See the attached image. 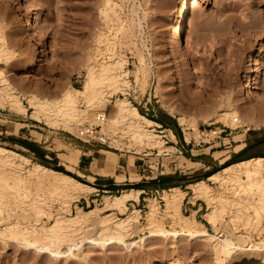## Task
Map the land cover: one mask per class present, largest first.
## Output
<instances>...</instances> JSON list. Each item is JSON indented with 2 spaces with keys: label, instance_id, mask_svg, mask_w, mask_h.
I'll list each match as a JSON object with an SVG mask.
<instances>
[{
  "label": "rangeland",
  "instance_id": "rangeland-1",
  "mask_svg": "<svg viewBox=\"0 0 264 264\" xmlns=\"http://www.w3.org/2000/svg\"><path fill=\"white\" fill-rule=\"evenodd\" d=\"M113 1L121 4L115 6V8L118 7L116 10L117 12L119 10V16L124 21L122 24L125 29L124 27L120 29L121 32L117 30V25H113L103 16L105 0H0V34H3L10 43L12 53L11 56L0 59V70L6 74L17 90L24 93H36L35 95L40 99L54 100L53 98H57L63 90L81 87L85 70L80 65L85 52L92 53L96 49H101L98 58H107V54L114 55L117 52L116 55L124 56L128 60L125 69H128L130 88L125 95L119 92L112 93L110 103L103 109L96 110L99 113L108 116L113 110L112 106L116 98L126 97L142 115L149 119H162L172 126L182 143H185L182 131L188 134L191 140L188 148L194 149L192 153H196L195 150L198 149H202L204 153L208 151V147H211L213 151L231 150L230 157H232L243 147L240 145L242 147L239 149L235 146L247 143L249 139H254L256 134L264 133L262 119L264 118L262 115L264 113V0H196L193 6V0ZM30 21H35V26L31 30L28 29ZM131 21L133 23L129 24ZM137 21L141 23L140 28L136 24ZM253 21L257 22L254 23L258 25H256L258 28L261 26L254 35L248 33L250 30L246 28L249 22ZM126 29L130 30L127 32ZM35 50L39 52L37 60L32 67L24 69ZM136 52L145 58V65L148 66L147 79L144 77L146 80L143 81L144 78H142L140 84L134 80V71L140 66ZM241 86L245 87L244 92L240 91ZM22 102L26 106V114H16L8 111L7 108L0 109V146L28 157L31 164L40 163L51 169L63 167L83 181L85 178L77 175L74 170H67L62 165L59 153L73 156L75 150L80 151L79 155L90 150L92 157L102 164H93L90 168L93 173L97 172L100 166L105 169L114 167L118 158H120V164L123 159H128L131 166L130 161L133 162L134 157L141 158L143 155H147L145 158L150 161V165L163 163L166 171H171L180 162L187 167V163L181 156L176 158L177 153H174V148L166 150L171 143L164 144L154 130L155 125L150 127V130L163 146V153L159 155L151 146H135L136 144L130 142L122 130V126L113 133L104 131L102 133L98 131L101 130L99 125L95 129L94 136L90 137L79 136L78 133L71 134L37 123L29 117L32 110L27 107L24 100ZM77 102L78 107L85 110L86 103L81 97H77ZM165 103L166 106H170L174 115L166 112L168 110H165ZM232 107L236 108L235 112ZM224 111H230L236 117L239 113L243 117H238L237 120L242 121H239L241 126L231 121L228 127L224 126L225 123L219 121L217 117ZM92 114H89L87 120H78L77 127L95 126L97 122L90 121ZM181 115L195 124V131L183 129L178 124L176 117ZM18 123L24 125L18 126ZM207 125L208 129L224 128L225 131L219 139L197 145V130L206 128ZM14 126L18 130L15 135ZM111 136L115 138L117 136L116 139L119 141L114 139L116 142L112 143ZM14 137L30 143L31 149H26L22 143L20 145L14 143ZM99 137H103L104 142H101ZM168 137L170 138L169 132ZM115 143H118L119 147ZM179 146L180 143H178ZM140 147H143L142 150ZM258 148V152L252 155L264 157V141ZM98 150L100 151L96 152ZM101 150L114 155H104ZM184 155L192 157L189 152ZM200 157L204 158L205 163H215L217 171L229 163L219 164L205 154ZM136 163L143 164L140 159L136 160ZM135 173V169H131L129 176L127 175L131 182L138 181L139 176ZM174 178L178 181L183 180L182 174L178 172L174 174ZM23 181L17 183L18 189L16 187L11 190V193L4 195L3 201L9 203V206L7 213L3 212L1 216L6 218L8 215L11 222L18 220L24 223L28 220L34 223L38 219L39 222L51 224V218L33 214L31 202L34 194L40 191H35L37 186L32 180H30L31 183L27 179ZM206 182L210 184L211 190L213 188L214 194L223 191L220 199L222 202L217 201L215 205L220 214L215 228L212 227L202 216L207 210L206 205L201 200H196V206H201L202 209L195 216V220L204 224L210 233L216 232L214 235L218 234L216 235L218 239L227 237L240 247L247 244L262 245L264 217L261 220V230L257 232L253 224L254 220H251L252 209L247 208L248 210L245 211L242 208L244 204L252 206L256 198L251 194L238 192L239 189L231 184L219 188L220 184L207 180ZM186 184V182L174 184L181 185V189L187 191L181 204V212L184 215L189 214V211H185L190 195V190L184 188ZM119 192L95 191L86 200L81 198L71 202L69 213L75 214V206L84 210L90 207L100 210L103 195H114ZM145 196L155 198L159 220L162 219L166 229H171L173 227L171 219L162 216L164 208L162 192ZM47 199H51L50 203L56 202L54 197H47ZM53 203L51 204L53 205L51 206L52 214L59 209L58 204ZM147 204L148 200H145L135 205L140 209V213L137 221L133 223L136 225L132 226L133 233L131 232L124 239L126 245L112 243L102 247V245L84 243L80 251H74L75 258L54 260L34 250H24L13 238H4L5 240L0 239V264H245L246 261L250 264H259L264 258V255L256 253L252 255L240 253L238 247V249H232L234 256L230 261L228 259L224 261V257L219 258L218 261L211 253L210 246L212 247L213 242L193 241L183 236L176 239L149 236L139 241L144 234L149 235L145 231H139L145 223ZM132 207L127 203L126 212L128 213ZM98 209L95 216L97 218L104 216V211ZM95 216L86 221L85 228L79 236L84 238L93 235L94 238L97 230ZM115 216L123 217L124 213L115 212ZM2 227L0 222V229ZM65 249V247L62 248L63 251Z\"/></svg>",
  "mask_w": 264,
  "mask_h": 264
},
{
  "label": "bare ground",
  "instance_id": "bare-ground-1",
  "mask_svg": "<svg viewBox=\"0 0 264 264\" xmlns=\"http://www.w3.org/2000/svg\"><path fill=\"white\" fill-rule=\"evenodd\" d=\"M195 3L196 0H193L192 6ZM118 4L119 3H116L113 0H105V8L102 13L107 20L113 23V25L118 26L117 30H120L124 27L122 24L124 21H122L121 17L119 16V10V13L116 10L118 7L115 8V6H118ZM119 9L121 10V8ZM128 19L132 20L131 17H128ZM31 21L28 24V29L30 30L35 26L36 20L34 22ZM128 21L126 23H128ZM254 22L255 21L249 22V25L246 26V28L250 30L248 33H252L253 35L261 27L260 26L258 28V25L255 24L257 22ZM131 23H133V21H131L129 24ZM136 24L139 26L138 28L141 27L140 21H137ZM132 26L134 25L132 24ZM128 30L126 29L127 32ZM9 45L10 43H8L3 34H0V59L2 57L4 58V56H11L10 54L12 53L10 52ZM99 50L101 49H96L92 53L85 52L83 57L81 56L82 62L80 61V66H83V69L85 70L81 87H70L67 90H63V92L57 98H53L54 100H46L43 98L40 99L37 95H35L36 93H24L21 90H17V88H15L7 78L6 74L0 70V109L3 110L7 108L8 111L14 112L16 114H26L27 109L22 102V100H24V102L27 104V107L32 110L31 113L29 112L30 115H28L33 121L37 123H43L50 128L60 129L71 134L78 133L79 136H83V129L86 127L78 128L76 124L77 121L86 119L89 117L90 113H93L90 118L91 122L96 123L98 117H103L100 121L101 130L99 129L98 131H101L102 133L103 131L113 133L119 126H122L123 129H121L124 130V133L127 135L130 142L132 141L134 145L136 144L135 146H151L156 150L155 153L159 155L162 152L163 146L160 144L161 141H157L155 139L156 137L153 136L152 130H150V127H153L156 125V123L142 115L137 110V108L132 105L128 99H126V97L116 98V101L112 106L113 110L108 116L96 111L100 108L103 109L107 104L110 103V96L112 93L119 92L122 95H125L130 88V80L127 76L128 69H125V65L128 60L124 56L116 55L117 52L114 55L107 54V56L105 54L107 58H98V55H100ZM139 54L137 53L139 57V61L138 59L137 61L140 66L134 71V80L136 83L140 84L141 79L148 76V66L145 65V58H143L141 55L139 56ZM38 56L39 52L35 50L30 56V62L24 69L32 67ZM146 79L144 78V80H142L145 81ZM141 85L143 84L141 83ZM240 91L244 92L245 87L241 86ZM77 97H81L86 103L85 110L78 107ZM161 104H163V102ZM164 106L166 107L165 110H168L166 112L172 115L173 111L170 106H166V103ZM230 108L228 109L231 111ZM236 108L239 107L236 106ZM235 109L233 110L234 112ZM230 111H224L219 115L217 114L219 121L225 123L223 124L224 126H227L228 123L231 124V122H233L235 119L237 121L238 117H241L239 113L238 117L232 115V112ZM262 115H264V113H262ZM262 119L264 120V118ZM176 120L178 124L183 127V129H191L195 131V124L190 122L189 119L188 121L185 116H177ZM239 121H237V123H239L241 126L240 122L242 121ZM237 123L233 124L236 125ZM17 125L23 126L24 124L18 123ZM190 126L192 128H190ZM13 129L14 135L17 134V128L14 126ZM246 129H249V127H246ZM88 130H90V128ZM169 134L170 139L175 141L176 139L173 133L169 131ZM111 137L113 139V141L110 140L112 143L118 140L116 139L118 138L117 136L116 138L114 136ZM184 137L186 141L190 140L188 134L184 133ZM99 139L104 141L103 137H99ZM114 139L116 140L114 141ZM116 144L118 145V143H115V145ZM237 147L240 149L242 146L240 147L239 145L236 146V148ZM141 148L143 147H140V149ZM167 148L173 149L174 147L170 145L166 147V150H168ZM163 149H165V147ZM75 151V155L73 156H67L62 153L58 154L62 160V165L69 171L75 170L74 167L79 157L80 151ZM101 152L104 155H114L104 150H101ZM214 157L223 163L228 159L229 156L226 152H217L214 154ZM182 159L186 161L187 167H195L198 165L191 163L184 158ZM130 163H132V161H130ZM183 166L184 165L181 162L177 165V167ZM97 173L101 176H112L113 167L110 169H105L100 166L97 170ZM115 178L116 182H121L124 179L123 176L118 175H116ZM25 179L28 181L32 180V182H34L37 186V189L34 186L35 191H40L38 194L35 192L36 194H34L35 196H33L34 198L31 202L33 203V214L36 216L44 215L46 218H51V224L47 225L44 222H39L38 219L35 220L34 223H31L28 220H26L24 223H20L18 220L11 222L9 221L8 215L6 218L1 216L3 212L8 211L9 206V203L3 201L4 195L9 192L11 193V190L16 189V187L18 189L17 183ZM88 179L92 180V177H88ZM207 181L220 184L219 188H224L231 184V186L233 185L236 187V189H239L238 192L241 191L242 193L253 195V197L256 199L252 206L249 205L251 208H249L247 204L246 205L248 207L244 204L242 205V208L245 211L252 209L251 220H254L253 224L255 226V230H257V232L261 230V220L264 217V157H253L227 165L220 171L210 175ZM187 188L190 190L188 202L193 204L196 200H201L207 208L206 212L202 216L209 225L214 227L220 214V212H218L219 210L217 211V206L215 205L217 201H221L220 199L222 197L223 191H219L214 194L212 192L213 188L211 190V186L206 182V180H199L190 183L188 184ZM95 191L96 188L92 185L83 183L74 177L46 167L40 163L34 162L31 164L28 157L0 146V222L3 225V227L0 229V239L5 240L6 238H13L24 250H34L38 254L47 255L54 260L67 257L75 258L74 251H80L84 243L102 245V247L112 243L126 245L124 239L126 236L128 237V235L131 234L132 226H136L133 223L137 221L140 213V210L135 206H133L127 213V202L137 201L140 191L128 189L122 190L118 194L114 195H103L101 198L102 201L100 210L104 211L105 214L102 217L97 218L95 216L97 211L96 209H98L96 207H90L89 209L84 210L79 206H75V214L69 213L71 202L78 201L81 198L86 200L88 199L89 195ZM17 192L18 191H16V193ZM186 194V191L179 187H172L168 190L165 189L162 191V199L164 201L162 216L170 218L173 223V227L169 230L163 226L162 219L159 220L158 218V207L155 202V198L147 199L148 204L147 210L145 211V223L143 224L142 228L140 226L141 230L139 231H145L149 235L144 234V237H140L139 241H143L149 236L165 239L170 237L176 239L179 236H183L193 241H210L209 243L213 242L212 247L210 246L211 253L214 255L213 258L217 259L218 261L219 258L223 257L224 261L225 259L230 261L234 256V251L232 249H238V247L240 249V253H245L246 255L249 253L251 255L254 253L261 256L264 255V243H262V245H260V243L259 245L256 243L258 246H251L247 244L240 247L235 245V243L227 237L224 239H218L216 236L218 234L214 235L216 232L213 234L207 231L204 224L195 220L194 210H191L188 215H184V213L181 212V204ZM51 196L55 198V203H57L59 206V209H56L57 211H55L53 214L51 212V206H53L51 204L53 202L50 203L51 199H47V197L52 198ZM115 212L120 214L124 213V216L117 217L115 216ZM94 216L95 225L97 228L94 238L93 235L82 238V236L79 235L82 233V229L85 228L86 221ZM95 235L98 238H95ZM63 247L66 248L65 251L62 250ZM244 263L250 264L247 261ZM259 264H264V258L259 262Z\"/></svg>",
  "mask_w": 264,
  "mask_h": 264
},
{
  "label": "crops",
  "instance_id": "crops-1",
  "mask_svg": "<svg viewBox=\"0 0 264 264\" xmlns=\"http://www.w3.org/2000/svg\"><path fill=\"white\" fill-rule=\"evenodd\" d=\"M153 121V120H152ZM156 124H159L163 127V125L160 122L154 121ZM164 122V121H163ZM165 123V122H164ZM163 127L165 131L168 132L171 131L173 135L176 138V142H173L169 137V143H171V146L174 147L175 152L177 153L176 158H179L180 156L187 161L198 164L195 167H185V169H181L182 167H176L174 166L171 171H166L163 167V163H156L155 165H150V161L147 160V156H142L141 158L139 157H134L132 165H129V160L128 159H123L122 163L120 164V158L116 160L115 165L113 167V177H104L99 175L97 172L93 173L91 171V166L93 164H101L99 160L96 158L92 157V152L88 150V152L82 153L79 155L77 159V163L74 167V171L76 172L77 175L82 176L85 178V182L89 185H92L96 188V192H108L111 190H115L116 192L122 191V190H128V189H135L139 190L140 194L138 196L137 201H131L127 202L129 205L132 206H137L140 202H145V200L149 199V196H145L148 194L152 193H159L162 192L163 190H168L172 187H179L181 188L182 186H176L174 184L176 183H187L184 185V188H187L188 184L194 182V181H199V180H207L210 175L213 173L218 172L217 165L215 163H205L204 158L200 157L202 154H205L206 156H210L214 161H218L219 164H223L224 162H229V160L233 157L236 156V161L234 162H229L227 165L236 163L241 160L253 158V157H263L260 155L254 156L252 154H255L258 152L259 148L258 146L264 141V133L262 134H256L254 139H249L247 143L243 144H238L243 145V147L232 157H230V152L231 150H217L213 151L211 147H208V151L202 152V149L195 150L196 153H192L194 151L193 148H188L189 143L185 142L182 143L179 137L177 138V133L173 131V127L168 125L167 123ZM23 141H20L19 139L14 137V143L20 145ZM178 143H180V146L178 147ZM70 145V143H69ZM194 146V144H192ZM187 147V148H186ZM236 147V146H235ZM234 148V147H233ZM247 148V149H246ZM100 150L96 151L99 152ZM190 153L192 157L190 156H185L184 154ZM201 152V153H199ZM217 152H226L228 154V161L225 160L223 163H221L219 160H217L214 157V154ZM57 156V155H56ZM246 157V158H245ZM245 158V159H243ZM140 159L143 164H137L136 160ZM185 161V160H184ZM186 162V161H185ZM149 164V165H148ZM102 165V164H101ZM225 165V166H227ZM224 166V167H225ZM163 168V169H162ZM135 169L136 173L135 175L138 174L139 178L137 179L138 181L131 182L129 177L127 178V175L129 176L130 170ZM160 169V171H159ZM182 174L183 180L178 181L174 178V174ZM132 174V172H131ZM123 176V181L121 182H116L115 176ZM88 177H92V180H89ZM116 187H129L127 189H120ZM107 188V189H106ZM187 193V191H186ZM92 194V193H91ZM187 211L194 210L195 211V216L201 211L202 207L201 206H196V201L195 203H189L188 201L186 202ZM200 205V204H199ZM140 210V209H139Z\"/></svg>",
  "mask_w": 264,
  "mask_h": 264
},
{
  "label": "built area",
  "instance_id": "built-area-1",
  "mask_svg": "<svg viewBox=\"0 0 264 264\" xmlns=\"http://www.w3.org/2000/svg\"><path fill=\"white\" fill-rule=\"evenodd\" d=\"M101 118V119H100ZM98 117L97 118V123L96 125H92V126H82V127H86L84 130V134L83 136H94V133L96 132L95 129L100 125V121L102 120L103 117ZM233 122H237L236 119L233 121ZM90 128V130H88ZM154 130L159 134V137L162 138V140L164 141V144H167L169 143V138H168V135H167V132L165 131V129L159 125V124H156L155 127H154ZM225 131L224 128L222 129H219V130H216V128H213V129H208V125L206 128H202V129H198L197 130V138H198V141H197V145H200L201 143H209L210 140H213V139H219L221 134ZM182 137L184 139L185 142L187 143H191V140L189 141H186L185 140V137H184V132L182 131ZM195 140V139H194ZM193 140V141H194ZM101 142H104V141H101ZM143 156H147V155H143Z\"/></svg>",
  "mask_w": 264,
  "mask_h": 264
},
{
  "label": "trees",
  "instance_id": "trees-1",
  "mask_svg": "<svg viewBox=\"0 0 264 264\" xmlns=\"http://www.w3.org/2000/svg\"><path fill=\"white\" fill-rule=\"evenodd\" d=\"M151 120H153V121H156V122H160L162 125H165L166 123H164L163 122V120L162 119H158V118H150ZM22 146L23 147H25L26 149H31V147H32V145L30 144V143H27V142H22ZM247 149V148H246ZM236 156H233L230 160H229V162H234V161H236ZM52 169H54V170H56V171H60V172H63V173H65V174H67V175H69V176H71V177H74L75 179H77V180H79V181H81V182H83V183H86L85 181H83V180H81V179H79L78 177H76V176H74L73 174H71L70 172H68V171H66L63 167H53ZM127 188H129V187H121L120 189H127Z\"/></svg>",
  "mask_w": 264,
  "mask_h": 264
}]
</instances>
